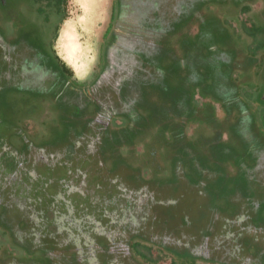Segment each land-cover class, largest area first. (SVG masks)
Segmentation results:
<instances>
[{"label": "rangeland", "instance_id": "374dc122", "mask_svg": "<svg viewBox=\"0 0 264 264\" xmlns=\"http://www.w3.org/2000/svg\"><path fill=\"white\" fill-rule=\"evenodd\" d=\"M77 1L63 0L60 19L53 18L50 24L43 26L36 21L35 25L29 27V34H34L35 38L30 37L34 43L39 41L44 44L59 25L60 37L54 44L55 51L70 70L72 80L81 85L88 84L98 70L99 47L109 22L112 0H97L93 18L83 13ZM224 1L230 4L229 11L222 10ZM123 3L132 12L131 18L128 15L126 21L134 20V26L139 27L143 13L150 8L148 0H123ZM163 3L161 11L165 17V6L169 7L168 21L174 28L171 49L175 56L165 63L167 72L160 74L153 65H149L146 69L150 70V82L147 78L143 80L140 77L139 80L135 73V61L127 59L117 49L112 57V69L103 75L99 88L92 89L91 93L105 108L110 104L113 110H82L88 108L90 101V98L83 97L78 103H72L70 110H66L60 119L65 125L71 115L73 120L69 125L80 123L82 118L88 124L95 125L99 116L108 117L115 112L107 127L110 135L102 132L97 150L87 147L77 151L80 159L77 163L83 170L79 180L80 190L90 203L89 209L87 205L85 208L91 219L95 220L94 232L104 233L113 241L110 248L115 254L122 247L125 236L134 233L137 226L147 230L137 233L143 239L140 244L152 248L146 241L154 236L160 235L159 240L163 242L164 236H173L174 240L192 238L196 244L200 241L214 243L223 226L231 227L233 219L247 216L254 223L257 215L264 221V188L257 179L250 182L246 191L229 190L220 198L225 185L238 176L234 161L237 155L235 148L239 145L238 130L250 121L242 113L241 106L250 111L251 118L259 126L262 124L261 110L264 117V107H261L264 105V0H166ZM241 6L245 7L241 9ZM239 10L252 20L255 31L260 35L254 40L255 43L246 36H240L236 31L237 25H230L231 21L236 20ZM97 13H100L99 17L95 15ZM191 13H194L193 17L189 18ZM25 14L35 21L34 13L29 8ZM180 16H183L182 19ZM83 18V28L76 39L83 50L75 51L62 38L61 31L69 23L73 32V27L79 25ZM166 20L163 19L164 24ZM74 34L76 36L78 32ZM119 35L121 39L118 42L125 46L127 40L121 30ZM152 37L150 35L148 39L152 41ZM210 43L212 45L209 47ZM6 57L11 56L7 53L4 57L0 53V143L7 141L8 127L11 129L7 120L11 118L20 122V129L27 132L28 137L34 131L30 123L23 125V119L10 117L17 111L11 109L19 108L16 101L20 95L17 90L26 86L44 89L55 80L52 68L43 66L42 58L35 52L21 51L16 59L11 58L14 59L12 63ZM4 58L6 60H2ZM141 70L145 72L142 68H136V72ZM113 83L122 84L124 88L120 100L112 92ZM59 90L60 87H57L53 91L57 93ZM84 113L86 115L83 117ZM22 126L28 127L29 132ZM69 138L79 145L82 142L97 144L91 133H83L80 128L70 132ZM128 140L131 146L125 148L123 144ZM4 149L6 146L1 144L0 154ZM73 150L74 146L69 144V151ZM51 152L47 149L43 152L34 150L29 157L37 164V159L46 161ZM54 152L56 156L63 157L62 147H56ZM43 167L37 168L42 171L48 169ZM262 167L264 164L258 163L256 175L259 179L264 178ZM142 174L144 179H155L161 185L171 186L156 190L131 188L128 176L137 180ZM82 180L85 185H82ZM97 185L103 188L97 189ZM30 189L31 186L27 185L23 194L16 193L15 201L25 204L28 197L25 193ZM104 194L112 195L111 200ZM216 201L225 202V205H219ZM140 203L141 210L135 218L137 225L119 217L120 211L135 212ZM259 207L261 209L257 210ZM112 214H116V217H108ZM143 214L151 217L149 229L145 227L147 219L139 217ZM259 231H264V227ZM257 234L259 238H240L244 241L242 253L259 251L263 254L264 233ZM84 237L88 238V234L83 233ZM177 245L180 246V243ZM131 249L135 254L134 247ZM142 260L144 264H149L146 258Z\"/></svg>", "mask_w": 264, "mask_h": 264}, {"label": "flooded vegetation", "instance_id": "af4514ba", "mask_svg": "<svg viewBox=\"0 0 264 264\" xmlns=\"http://www.w3.org/2000/svg\"><path fill=\"white\" fill-rule=\"evenodd\" d=\"M27 1L0 0V53H3L4 57L8 53L11 57L6 58L12 63L14 59L11 60V58L16 59L21 51L35 52L42 58L43 66L52 68L55 80L44 89L26 86L17 90L18 96L20 95L16 101L19 108L11 109L17 111L10 117L23 119V125L30 123L34 131L30 133L31 137H28L27 132L20 129V122H15L11 118L7 120L11 124V129L8 127L9 133L6 135L7 141L0 143L6 146L4 152L1 151L0 154V177L2 178L0 179V264H144L143 257L149 264H173L172 261L175 264H263L264 252L263 254L259 251L242 253L244 241L240 239L242 236L253 237L251 239L259 238L257 233H264L259 231L264 227V221L257 215H255L254 223H251L247 216L231 220V227L223 226L214 243L200 241L196 244L192 238L191 240L188 238L174 240L173 236H164L163 242L159 240L160 235L157 234L159 237L154 236V239L146 241L152 248H146L140 244L143 239L138 237L137 233L147 232V230L139 229L137 226L134 233L125 236L117 254L110 248L113 241L109 237L104 233L94 232L95 220L88 214L89 199L80 190L79 180L83 170L77 163L80 160L77 151L81 148L83 151L87 147H94L97 150L102 132H105L107 136L110 135L107 127L115 112L113 111L108 117L99 116L95 125L88 124L89 122L84 118L78 124L69 125V122L73 120L71 115L68 117L69 122L64 125L60 122L61 115L65 114L66 110H70L69 106H72V103H78L83 97L90 98V101L88 108L82 110H105L106 108L113 110L110 104L105 108L104 104L98 102L91 93L92 89L99 88L103 75L112 69V57L117 53V49L121 50L127 59L135 61L136 68H142L146 72L142 70L136 72L135 68L139 80L140 77L147 78L150 82V70L146 69L149 65H153L160 74L166 73L165 63L175 56L171 49L173 44L171 35L174 28L168 21L169 7L165 6L167 10L164 13L166 12L167 16L164 17L161 8H164L162 4L166 0H148L150 8L143 13V20L136 28L134 20L126 21L132 12L128 11L123 0H112L109 22L98 54V70L88 84L79 85L72 80L70 70L63 66V61L55 51L54 44L58 39L59 25L53 36L44 44L39 41L34 43L30 39V37L35 38L34 34H29V27H32L36 21H40L43 26V24H50L53 18H59L63 0ZM222 3H225L222 10L229 11L227 9L230 4L227 1ZM241 7L243 9L245 6ZM28 8L34 13L35 21L27 18L25 11ZM243 12L239 10L236 20L231 21L230 25H237L236 31L240 33V36H246L250 42L255 43L254 40L256 41L260 35L257 34L253 38L248 34L255 31L256 27ZM193 14H189V18L193 17ZM182 17L180 16V19ZM163 19H167V25L164 24ZM119 30L127 40L125 46L118 42L121 39ZM150 35L154 36L153 39L150 38L152 41L148 39ZM211 45L212 43L209 47ZM10 66L13 65L10 64ZM57 87H60V90L54 93L53 90ZM111 88L116 95L115 98L120 100L122 89H124L122 84L113 83ZM123 104L124 100H122V106ZM241 108L242 113L249 117L250 121L247 126H241L240 130L237 129L240 123L236 127L239 145L235 148L237 155L234 161L238 176H234L233 181L225 185L221 192V199L229 190L246 191L249 189L250 182H255L256 179L264 188V178L259 179L256 175L258 163L264 164V160L261 161L264 158L263 113L261 110L260 123L262 124L259 126L257 121L251 118L250 111L244 110L243 106ZM48 113L54 117L49 116ZM85 115L84 113L83 117ZM22 127L25 128V126ZM78 128L83 133H91L93 141L97 144L82 142V145H79L78 142L71 141L69 133ZM26 130L28 131V127ZM69 144L74 146L73 151H69ZM59 146L63 149V157L56 156L54 152V149ZM123 146L125 148L131 146V141H125ZM45 149L53 151L52 155L50 154L46 161L37 159L38 163L35 164L29 156L34 150L43 152ZM260 153L263 154L259 155ZM98 154L100 157V153ZM43 166L48 169L42 171L43 169L37 168ZM87 176L89 177L88 173ZM129 176L127 179L131 183V188L134 187L137 190L138 188L156 190L171 186L161 185L155 179H144L143 174L138 176L137 180L130 179ZM27 185L31 186L28 193H25L28 197L25 199V204H19L15 201V195L23 194L24 187ZM82 185H85L84 181ZM120 185L122 188V184ZM99 187L103 188L101 185L97 189ZM108 194L104 195L111 200L112 195ZM216 202L219 205H225V202ZM147 207L148 205L145 206V210ZM228 208L229 210L231 208L229 204ZM259 209L261 207L257 208ZM139 210H141V203L138 204L135 212L120 211L119 217L123 221H131L137 225L135 218ZM104 215L106 216V213ZM143 215L139 217L147 219L148 224L145 227L149 229L151 217ZM108 217H116V214ZM83 233H87L88 238L83 239ZM177 243H180V246ZM132 247L135 254L132 252Z\"/></svg>", "mask_w": 264, "mask_h": 264}, {"label": "bare ground", "instance_id": "6f19581e", "mask_svg": "<svg viewBox=\"0 0 264 264\" xmlns=\"http://www.w3.org/2000/svg\"><path fill=\"white\" fill-rule=\"evenodd\" d=\"M80 5V8L82 9L83 13L87 16H90L91 15V18H93L94 14L93 12H95L96 8H97V3L98 1L97 0H78L77 1ZM90 14V15H89ZM97 15V17L100 16V13H97L95 14ZM101 17H102V14H101ZM100 17V18H101ZM88 18V17H87ZM84 20L85 18L81 19L78 23L79 25H75L73 27V32H72V28H71V24H66L65 25V28H63V30L61 31V36L62 38L65 40L66 39V42L71 44V48L73 47L74 50L76 51V49H78L79 51H82L83 49L80 48L82 46L78 45L76 39L77 37L80 36L81 34V30L83 28V23H84ZM85 27V26H84ZM85 29V28H84ZM74 32H78V34L75 36ZM86 32V31H85ZM94 38V37H93ZM70 48V49H71ZM67 58V57H66ZM69 58V57H68ZM89 65V63H87Z\"/></svg>", "mask_w": 264, "mask_h": 264}, {"label": "trees", "instance_id": "16d2710c", "mask_svg": "<svg viewBox=\"0 0 264 264\" xmlns=\"http://www.w3.org/2000/svg\"><path fill=\"white\" fill-rule=\"evenodd\" d=\"M251 37H255V36H257V32L256 31H251V32H249L248 33ZM63 66L66 68V69H68L64 64H63Z\"/></svg>", "mask_w": 264, "mask_h": 264}, {"label": "crops", "instance_id": "0c3cea01", "mask_svg": "<svg viewBox=\"0 0 264 264\" xmlns=\"http://www.w3.org/2000/svg\"><path fill=\"white\" fill-rule=\"evenodd\" d=\"M64 22V21H63ZM106 28H107V26H106ZM106 30V29H105ZM104 35V34H103ZM60 37V34L58 35V38ZM102 38H103V36H102ZM99 49H100V47H99ZM63 64L67 67V65L63 62ZM68 68V67H67Z\"/></svg>", "mask_w": 264, "mask_h": 264}]
</instances>
